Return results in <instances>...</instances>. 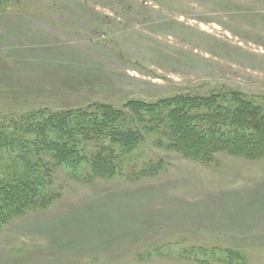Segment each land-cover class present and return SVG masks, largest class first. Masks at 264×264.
I'll return each instance as SVG.
<instances>
[{
	"label": "rangeland",
	"instance_id": "1",
	"mask_svg": "<svg viewBox=\"0 0 264 264\" xmlns=\"http://www.w3.org/2000/svg\"><path fill=\"white\" fill-rule=\"evenodd\" d=\"M229 91L264 104V0H0L3 122ZM144 137L114 147L108 178L90 168L101 142L49 158L59 196L1 228L0 264H225V248L264 264V158L202 162Z\"/></svg>",
	"mask_w": 264,
	"mask_h": 264
},
{
	"label": "trees",
	"instance_id": "2",
	"mask_svg": "<svg viewBox=\"0 0 264 264\" xmlns=\"http://www.w3.org/2000/svg\"><path fill=\"white\" fill-rule=\"evenodd\" d=\"M150 133L159 137L158 146L202 162L221 152L264 158V104L229 91L153 103L129 100L121 108L94 103L86 109L38 111L8 123L0 119V230L59 196L48 190L49 158L57 165L80 163L77 142H101L90 168L94 176L108 178L115 173L114 147L129 151ZM160 169L161 163L152 162L139 174L153 176ZM225 253V264H249L240 249L225 248Z\"/></svg>",
	"mask_w": 264,
	"mask_h": 264
}]
</instances>
